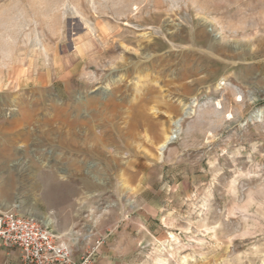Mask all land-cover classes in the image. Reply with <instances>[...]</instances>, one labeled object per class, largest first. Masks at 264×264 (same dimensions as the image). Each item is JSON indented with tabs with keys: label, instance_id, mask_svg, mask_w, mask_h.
Masks as SVG:
<instances>
[{
	"label": "rangeland",
	"instance_id": "rangeland-1",
	"mask_svg": "<svg viewBox=\"0 0 264 264\" xmlns=\"http://www.w3.org/2000/svg\"><path fill=\"white\" fill-rule=\"evenodd\" d=\"M17 184L91 264H264V0H0Z\"/></svg>",
	"mask_w": 264,
	"mask_h": 264
},
{
	"label": "built area",
	"instance_id": "built-area-1",
	"mask_svg": "<svg viewBox=\"0 0 264 264\" xmlns=\"http://www.w3.org/2000/svg\"><path fill=\"white\" fill-rule=\"evenodd\" d=\"M97 246L94 250L100 245ZM0 248L18 249L20 264H91L95 254L74 257L71 247L38 220L0 212Z\"/></svg>",
	"mask_w": 264,
	"mask_h": 264
},
{
	"label": "water",
	"instance_id": "water-1",
	"mask_svg": "<svg viewBox=\"0 0 264 264\" xmlns=\"http://www.w3.org/2000/svg\"><path fill=\"white\" fill-rule=\"evenodd\" d=\"M32 199L25 196L24 189L17 184L13 189L3 185L0 187V210L3 211H23L28 215H36L32 207Z\"/></svg>",
	"mask_w": 264,
	"mask_h": 264
},
{
	"label": "crops",
	"instance_id": "crops-1",
	"mask_svg": "<svg viewBox=\"0 0 264 264\" xmlns=\"http://www.w3.org/2000/svg\"><path fill=\"white\" fill-rule=\"evenodd\" d=\"M0 264H20V251L0 248Z\"/></svg>",
	"mask_w": 264,
	"mask_h": 264
},
{
	"label": "bare ground",
	"instance_id": "bare-ground-1",
	"mask_svg": "<svg viewBox=\"0 0 264 264\" xmlns=\"http://www.w3.org/2000/svg\"><path fill=\"white\" fill-rule=\"evenodd\" d=\"M45 225H47L46 223H44Z\"/></svg>",
	"mask_w": 264,
	"mask_h": 264
}]
</instances>
